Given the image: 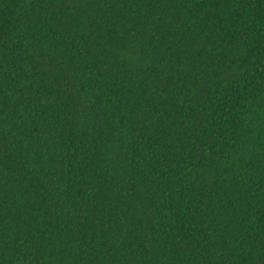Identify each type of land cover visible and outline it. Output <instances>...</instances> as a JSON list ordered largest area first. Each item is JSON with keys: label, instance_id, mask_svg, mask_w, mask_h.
<instances>
[{"label": "trees", "instance_id": "16d2710c", "mask_svg": "<svg viewBox=\"0 0 264 264\" xmlns=\"http://www.w3.org/2000/svg\"><path fill=\"white\" fill-rule=\"evenodd\" d=\"M0 264H264V0H0Z\"/></svg>", "mask_w": 264, "mask_h": 264}]
</instances>
